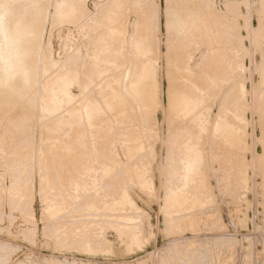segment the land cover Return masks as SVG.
<instances>
[{
    "label": "rangeland",
    "instance_id": "1",
    "mask_svg": "<svg viewBox=\"0 0 264 264\" xmlns=\"http://www.w3.org/2000/svg\"><path fill=\"white\" fill-rule=\"evenodd\" d=\"M3 1L10 16L38 20L39 35L34 104L0 94V264H264V1ZM123 38L126 99L107 107L101 62ZM146 60L157 102L123 88ZM68 61L82 71L67 80L74 103L49 84ZM184 63L195 66L187 85ZM89 75L99 77L81 92ZM195 78L196 104L175 114L169 93H189Z\"/></svg>",
    "mask_w": 264,
    "mask_h": 264
},
{
    "label": "bare ground",
    "instance_id": "2",
    "mask_svg": "<svg viewBox=\"0 0 264 264\" xmlns=\"http://www.w3.org/2000/svg\"><path fill=\"white\" fill-rule=\"evenodd\" d=\"M264 1V0H262ZM6 1L4 2L3 0H0V94H8L14 98H25L26 95L29 94V97L26 99L27 100V103H31V104H34L33 100L31 97H33L35 94L32 93L33 90V85H34V82H33V77L35 76V72H36V67H34L31 63V60H32V55H33V52L35 51V48H36V40H35V37H38L39 35V30H38V27L34 26L35 24L38 23V20H26V19H23V14H19V17H16V16H10L9 13H5V10L7 9L5 7L6 5ZM28 1H24L23 2V5H20L18 7H20V10L21 12L23 11H26L27 9V5H28ZM34 3V2H33ZM54 7H58V8H61L62 6H59V4L57 2H55L54 4ZM39 6V5H37ZM197 6V5H196ZM264 9V8H263ZM194 10V9H193ZM187 11H189L187 9ZM179 12V11H178ZM190 12V11H189ZM192 12V10H191ZM195 12V11H194ZM263 12V10L261 11ZM176 13V12H175ZM201 13V12H199ZM177 14V13H176ZM180 14V13H179ZM187 14V13H186ZM191 14V13H190ZM182 14H180L181 16ZM195 15V14H194ZM201 15V14H200ZM264 15V14H262ZM8 16V17H7ZM184 16V15H183ZM188 16V14H187ZM196 16V15H195ZM190 17V15H189ZM178 18V16L176 17ZM175 18V19H176ZM263 18V16H262ZM179 19H181V17H179ZM184 19V18H183ZM191 19V18H190ZM188 21V20H187ZM194 21L196 22L197 24V21L194 19ZM200 21V19H199ZM264 21V20H263ZM262 21V22H263ZM177 23V22H176ZM180 23H182L180 21ZM202 24V23H201ZM262 24V23H261ZM177 25V24H176ZM179 25V24H178ZM200 25V24H199ZM263 25V24H262ZM187 27V26H186ZM195 27V26H194ZM204 27V26H203ZM182 28V27H181ZM180 28V29H181ZM193 28V26H192ZM179 29V28H178ZM184 29V28H183ZM196 29V27H195ZM202 29V27H201ZM185 30V29H184ZM188 32V30H187ZM195 32V31H194ZM178 33V32H177ZM181 33V32H180ZM183 33V31H182ZM197 33V32H196ZM187 34V33H186ZM195 33H193L194 35ZM184 35V34H183ZM179 36V34H178ZM189 36V34H188ZM184 37V36H182ZM192 37V36H191ZM190 37V38H191ZM189 38V39H190ZM182 39V38H180ZM118 41H114V49L111 53V59L110 60H104L103 62L101 63H104L103 64V67H102V74L104 73H110L108 71H112L110 74V78L108 77V75H105V77L102 78L101 77V84L99 86V89L100 88H104V89H108V93L106 95L103 96V99H104V102L106 104L107 107L111 106V105H114L117 103H121L123 102L126 97L123 95V94H120L118 93V87L120 85V77L122 75V72L120 71V69L123 68L124 64L126 61H124V53L122 52L123 51V47L125 45V42H124V38L123 39H117ZM148 40V39H146ZM184 41V39H182ZM140 40H138L139 42ZM190 41V40H189ZM180 42V41H178ZM182 42V41H181ZM186 42V40H185ZM104 43L102 46H101V51L102 52L103 50H106L108 48V43L104 40ZM129 43V42H128ZM147 43V42H146ZM150 44V42H148ZM193 43V42H192ZM184 44V43H183ZM187 44H188V41H187ZM132 45V44H131ZM147 45V44H146ZM143 48V50L145 51V54H147L149 51H148V48L146 47ZM152 45V44H151ZM194 45V44H193ZM179 47V43L176 45V47ZM181 46L183 47V45L181 44ZM181 47V49H182ZM187 47V46H186ZM193 47V46H192ZM37 49V48H36ZM151 49V48H150ZM188 49V47H187ZM191 49V48H190ZM190 49H189V52H190ZM193 49V48H192ZM191 49V50H192ZM177 50V48H176ZM183 50V49H182ZM148 51V52H147ZM99 52V53H100ZM177 54L179 55V52L176 51ZM186 52V51H184ZM184 52L182 51V55H185ZM108 53V51H107ZM181 53V52H180ZM192 53V52H191ZM176 54V55H177ZM187 54V52H186ZM191 55V54H189ZM188 55V56H189ZM193 55V53H192ZM191 55V57H192ZM174 56V55H173ZM180 56V57H181ZM186 56V55H185ZM186 56V57H188ZM127 57V56H126ZM190 57V58H191ZM176 58V57H175ZM190 58L188 57V59L190 60ZM223 58V57H222ZM101 59V58H100ZM100 59L96 58V60H94L93 62H97L98 60L100 61ZM105 59V56L104 58ZM151 59H153V57H151ZM179 59H184V58H179ZM189 60H187L186 62H188ZM177 61V60H176ZM180 61V60H179ZM191 61V60H190ZM189 61V62H190ZM195 61V60H194ZM69 63H67V66H66V72H67V76H64L63 78H61L60 76L58 75H53V77L51 78L50 80V83L49 84H57V87L59 89H62L66 94H67V97L66 99H63L64 102H68V103H74L75 101H77L76 99V95H73L69 92L68 90V81L70 80H77L79 79V77L81 76V72L79 73L78 71L75 70L74 68V64L71 65V62L68 61ZM181 62V61H180ZM185 62V61H184ZM188 62V63H189ZM111 63V64H110ZM223 63V60L222 62ZM176 64V62H175ZM185 64V63H184ZM70 65V66H69ZM108 65L110 67H108ZM186 66L188 65L187 63L185 64ZM177 66V65H176ZM182 66V65H181ZM193 66V64H192ZM139 67V72H138V75H137V79H138V82L136 81L135 83H129L127 85H124V91H127V89L131 90V92L133 93V95H135V97H131L133 99L137 98L140 99V100H152V101H156L157 102V99L155 98V92H156V89H155V84H156V81H157V65H156V62H154V60H146V61H142L141 63H139L138 65ZM180 67V65H179ZM197 68V67H196ZM141 69H144L145 73L143 74L141 72ZM182 70V75L179 76V78L183 81V83H185L187 85L186 82H191V78L193 77V75H195V71L193 69H195V66L194 68L192 67V69L190 67H186V68H179ZM100 70V68H99ZM98 70V71H99ZM119 70V71H118ZM262 70V69H260ZM118 71V73L116 72ZM115 72V73H114ZM95 73H98L99 72H95ZM95 73L93 72V74L95 75ZM117 73V74H116ZM92 74V75H93ZM92 75H89L87 77H84V80L82 79L83 82H81V92H84L88 85L90 83L93 82L94 79L98 78L99 76L97 77H91ZM261 75V78H262V82H264V69L262 70V72L260 73ZM104 76V75H103ZM77 78V79H76ZM68 80V81H67ZM113 80V81H112ZM150 80V81H149ZM193 80V79H192ZM194 86L192 85V87H190V92L189 93H183L182 91L178 90V89H175V91H172L171 93H169L168 97V105L169 107L171 108V111H173L175 114L177 113V115H181L183 114V112L185 111L186 108L190 107V106H193L196 104V100H197V97H196V78L194 79ZM261 82V83H262ZM51 86V85H50ZM49 86V87H50ZM129 86V87H128ZM133 86V87H131ZM42 87V86H41ZM45 87V86H44ZM54 87V86H53ZM51 88V87H50ZM42 90V89H41ZM44 90V89H43ZM52 90V89H51ZM118 90V91H117ZM263 91V89H262ZM36 93V92H35ZM263 96H264V91H263ZM258 95V94H257ZM128 99V98H127ZM191 99H194V102L192 103ZM2 100V99H1ZM51 100V99H50ZM261 100V99H260ZM263 100V99H262ZM29 101V102H28ZM52 101V100H51ZM196 101V102H195ZM259 100H257L258 102ZM83 102V101H82ZM4 103V102H3ZM260 103V102H259ZM258 103V104H259ZM77 104V103H75ZM82 103H80L79 105H76L74 108H73V112L75 111H79V106L81 105ZM261 104V103H260ZM69 105V104H68ZM93 103L91 100H85V102L83 103L82 107H83V111H85L87 117L89 119H92L91 115L94 116V109L92 106ZM262 105L264 104H261V108ZM33 106V105H31ZM30 107V106H29ZM106 107V108H107ZM58 108V107H57ZM56 108V109H57ZM60 108V107H59ZM257 108V107H256ZM259 108V107H258ZM45 109V108H44ZM110 109V108H109ZM263 111V109H261ZM257 111V109L255 110ZM262 115V114H261ZM73 122L75 121H78V117H76V115H74V117H71ZM195 120H198V115L195 114V116L193 117V119L190 121L191 123H194ZM255 120V119H254ZM262 122V121H261ZM260 123V121H259ZM196 124V123H195ZM262 124V123H261ZM194 125V124H192ZM254 125V124H253ZM260 125V124H259ZM189 126V125H188ZM262 125L259 126V129ZM264 126V125H263ZM193 127V126H192ZM186 129V128H185ZM192 129V128H191ZM262 129V127H261ZM260 129V132L262 131ZM188 130V129H187ZM218 130H220L221 132H226L229 135H232V136H235L236 133L231 129V131H228V128L227 126L225 125H221L220 127H218ZM264 131V130H263ZM263 134V132H262ZM128 135V134H127ZM132 136V135H131ZM130 137V136H129ZM264 137V135H263ZM132 139V137H131ZM134 139V137H133ZM264 141V139H263ZM262 141V142H263ZM262 149H260V151H262L261 153V157L259 159V162H260V165L259 167L262 165L264 166V142L263 144L261 145ZM259 155V154H258ZM260 156V155H259ZM258 162V161H257ZM253 164V163H252ZM252 166V165H251ZM106 167V166H105ZM256 166L254 165V168ZM104 168V167H103ZM108 168V167H107ZM106 168V169H107ZM110 168V166H109ZM104 170V169H103ZM108 170V169H107ZM260 170H263L262 168ZM105 171V170H104ZM257 172V171H256ZM261 172V171H260ZM104 173V172H103ZM263 173V171H262ZM261 174V173H260ZM264 174V173H263ZM256 176V175H255ZM263 176V175H262ZM261 176V177H262ZM262 181V180H261ZM264 183V181H263ZM261 184V183H260ZM264 185V184H263ZM262 185V186H263ZM255 189V188H254ZM263 190V189H262ZM264 191V190H263ZM122 199H125V198H122ZM126 200V199H125ZM256 200V199H255ZM121 201V200H120ZM119 201V202H120ZM124 201V200H123ZM122 201V202H123ZM128 201V199H127ZM126 201V202H127ZM105 203V201H103ZM198 202V201H197ZM101 204L102 205H104ZM118 203V202H117ZM121 203V202H120ZM109 204V203H108ZM115 204V203H114ZM122 204V203H121ZM111 205V204H110ZM116 205V204H115ZM193 205V203H192ZM105 206H107V204H105ZM103 207V206H102ZM112 207V206H111ZM117 207H118V204H117ZM109 208V206H108ZM113 208V207H112ZM116 208V207H115ZM104 209V208H103ZM107 209V208H106ZM110 209V208H109ZM114 209V208H113ZM112 209V210H113ZM257 226V224H255ZM256 226H255V229H256ZM258 228V227H257ZM261 229V228H260ZM263 229V228H262ZM257 230V229H256ZM257 232V231H256ZM255 232V233H256ZM259 233H261L262 235H264V231L263 233L262 232H257L256 235H259ZM260 234V237L262 236ZM253 237L254 234H253ZM252 237V238H253ZM264 237V236H263ZM259 238V237H258ZM257 239V237L255 238ZM262 239V238H261ZM254 240V239H253ZM264 240V239H262ZM255 241H258L255 240ZM255 241L253 242L252 241V244L255 243ZM261 244L264 243L263 241L260 242ZM256 244L257 242L254 244L255 246H253L255 249H256ZM259 245V243H258ZM263 247V244L260 245ZM259 249V248H258ZM263 249V248H262ZM260 250V249H259ZM258 250L259 253H261L260 251ZM257 251V249L255 250ZM263 251V250H262ZM256 253V252H255ZM258 253V254H259ZM245 254V253H244ZM264 254V253H263ZM242 255V254H241ZM246 255V254H245ZM262 254H259V256H261ZM244 256V255H243ZM242 256V257H243ZM263 257V255H262ZM245 259V257H244ZM243 259V260H244ZM241 260V259H240ZM246 261V259H245ZM242 264V262H240ZM246 263V262H245Z\"/></svg>",
    "mask_w": 264,
    "mask_h": 264
}]
</instances>
